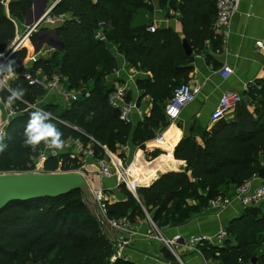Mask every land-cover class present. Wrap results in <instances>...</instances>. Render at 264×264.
<instances>
[{"label": "trees", "instance_id": "trees-1", "mask_svg": "<svg viewBox=\"0 0 264 264\" xmlns=\"http://www.w3.org/2000/svg\"><path fill=\"white\" fill-rule=\"evenodd\" d=\"M3 1L0 0L2 54L16 34ZM156 4L169 15L171 9L178 12L182 35L172 27H158L151 32L146 24L133 25V18L141 10L154 12ZM32 6L33 0H11L9 12L11 16L23 17ZM67 12H72L73 17L54 27L63 50L39 59L34 66L48 75L58 72L65 76L71 88L85 87L68 108L51 102L44 106L59 118L53 122L66 142L78 139L85 147L93 138L96 156H105L100 144L115 149L118 144L132 143L145 149V142L156 138L158 130L169 125L165 105L174 89L189 79L194 70V55L204 52L208 42L215 50L221 47V37L213 27L217 0H60L53 8L57 15ZM102 22L105 39L96 36ZM184 38L193 49L192 54H187ZM35 39L34 36L32 42ZM26 43L27 40L13 54L14 59L21 62L27 58ZM115 46L131 66L148 73L137 79V85L141 99L151 98V112L136 125L123 121L119 110L109 102L113 84L106 77L118 68L112 49ZM17 86L27 89L24 98L27 102L33 103L46 94L42 86L30 85L24 77H18L12 87ZM86 91L89 96H85ZM246 93L249 101L238 105L235 119H224L210 131L204 130L202 142L194 137L180 142L174 155L186 161L185 171H168L178 164L172 157V147L168 157L156 158L155 165L136 159L130 171H138L140 167L150 170L160 164L159 169L147 182L149 185L137 188L139 197L121 183L119 189L124 198L108 202V215L128 216L134 224L147 211L160 228L182 224L206 209L211 198L226 195L228 192L222 187L230 182L241 185L255 177L264 167V77L256 80ZM16 103L25 108L23 102ZM31 112H22L7 126L8 147L0 153V172L34 169V158L44 144L35 150L23 144ZM63 149L48 157L45 162L48 170L68 169L67 163L77 161L70 150ZM160 153V149H155L150 156ZM156 159L150 162L154 164ZM162 172L165 173L157 178ZM226 228L230 238L222 247L209 242L199 246L207 260L217 264H249L256 259L257 264H264V251L257 253L260 246L264 249V204L244 207L240 215L227 222ZM0 264L136 263L117 254L112 235L98 221L78 188L57 197L7 204L0 211Z\"/></svg>", "mask_w": 264, "mask_h": 264}, {"label": "crops", "instance_id": "crops-1", "mask_svg": "<svg viewBox=\"0 0 264 264\" xmlns=\"http://www.w3.org/2000/svg\"><path fill=\"white\" fill-rule=\"evenodd\" d=\"M10 1L6 0V4L3 1V4L6 14L15 24L16 38L18 34L25 32L26 27H31L38 18L42 17L48 8L55 7L58 3L57 1L60 0H33V6L26 14L27 18H25L23 23H21L22 18L18 17L20 22L18 19L16 21L13 16L11 17L9 12ZM34 11L35 15L31 18L30 16ZM63 15L64 19L60 21L61 23L73 17L72 12H67ZM153 15L154 19L151 24L156 22L158 27H172L182 35V24L178 19L177 11L169 15L165 9L159 8L156 4ZM55 26H39L33 31L29 40H27L28 44L26 43L28 48L25 62L30 60V57L38 56V53L45 49H51V53L45 57L38 58H50L55 52L63 50V47L62 49L60 47L61 42L57 36ZM20 29L21 32L19 31ZM42 35H48L50 38L43 39ZM218 35L221 37V47L219 49L215 50L211 42H208L204 52L194 55L192 63L194 70L186 82L191 85L200 84L202 89L196 99L184 107L178 119L168 121L169 125L167 127H162L158 130L157 135L159 133L164 135V142L162 141L164 146L152 143L156 141V138H154L145 142V149L141 148L135 152L134 159L128 169L131 180L137 185H149L147 182L152 180L160 164L150 170L140 167L138 171H130V166L136 159L144 160L148 165L152 166L157 163L159 158L168 157L170 155L168 147H172V157L178 161V164L177 168L168 171H185L186 161L176 158L174 155L175 149L180 142L187 137H194L198 142H202L203 131H210L214 126L210 122V114L218 104L220 96L227 90H234L247 97L246 92L249 88L255 85L256 80L264 77V51L256 46V42L264 36V0H240L238 10L231 17L229 29L225 33L221 32ZM34 36L36 39L32 42L31 40ZM14 39L7 43L3 55H6L10 50ZM29 41L31 42L29 43ZM8 44L12 45L7 47ZM32 45L33 47H31ZM112 49L118 60V68L107 75L108 80L112 82L113 86L115 84L126 85L128 100L136 101L143 114H146L145 117L148 116L151 112V98L146 96L141 99V91L137 85V79L146 77L148 73L131 66L125 54L120 52L116 46ZM15 60L20 62L17 59ZM225 65H230L233 68V73L228 78L223 79L219 72ZM16 80L12 81L11 86ZM237 108L229 113L225 120L235 119L238 113L236 112ZM133 119L134 122L132 123L134 125L138 121H142L140 114L136 111L133 114ZM125 147L131 153V147H134V145L128 143L125 144ZM155 149H160L161 153L156 157L150 156V153ZM127 156H129L128 153ZM154 159L156 161L152 164L150 161ZM165 172L158 174L157 178ZM100 179L101 185L97 186L102 187L106 191L107 189L111 190L107 191L110 198L109 202L113 203L124 198L123 192L119 189L121 183L115 178L100 177ZM251 180L254 181V184H258L263 179L256 175ZM235 185L230 182L222 188L230 192L235 189ZM243 210L244 206L242 203L235 200L220 216L216 215L215 211L206 208L182 224L163 228L157 226L159 230L151 234H148V230L152 226L150 225L151 221L154 220L152 215L147 212L148 214L145 217L139 218L133 224L131 232L122 233L109 230V233L112 235L113 242L117 247V254L136 264H207L210 259L207 260L203 256L197 244L187 245L182 240H178L174 244L168 245L164 238L171 239L177 234H181L185 238L200 233L215 235L221 225L226 226L230 219L240 215ZM220 246L222 247L223 245Z\"/></svg>", "mask_w": 264, "mask_h": 264}, {"label": "built area", "instance_id": "built-area-1", "mask_svg": "<svg viewBox=\"0 0 264 264\" xmlns=\"http://www.w3.org/2000/svg\"><path fill=\"white\" fill-rule=\"evenodd\" d=\"M239 3L240 0H217V14L213 27L218 34H220L221 32L225 33L229 29L231 17L238 10ZM53 7L47 9L41 19L33 23L31 27H26L24 33L18 34L16 36L12 47L6 53V55H4V57L13 59L12 55L18 49L24 46L23 42L25 40H29L33 31L39 26H55L60 21H63L64 15L54 14ZM172 13H174V10L171 9L170 14ZM104 28L105 22L100 23L96 34V36L100 39H105ZM157 28L158 25L155 22L154 24L150 25L149 30L151 32H154ZM256 46L264 51V36L256 42ZM50 53L51 49H45L44 51H40L38 53V56L35 55L33 57H30V60L26 62L16 61V72L17 78L24 77L30 85L42 86L46 91L45 95L51 93L49 97L52 98V96H54V100H56L51 101L48 99L49 97H46L41 100L38 99L33 103L24 101L23 103H25V108L21 109V106L16 102H14L11 106H8L6 104V98L9 93L6 90L0 92V131H2L4 134L10 122L22 112L33 111L36 109H43L45 111H48V109L44 108V105L48 101L56 104L57 100H59L58 102L60 104V107L68 108L71 106L73 101L79 99L80 95L82 94V92L77 91V88H71L67 81V78L59 74L58 72H54L51 75H48L42 68H35V62L40 59L38 57H45ZM219 73L223 79H226L233 73V68L230 65H225L222 67ZM12 81H9L10 86L12 84ZM182 89L184 91H181ZM201 89L202 86L200 84L191 85L187 82H183L179 86H177L173 91L172 97L167 101L165 105V115L167 120L175 121L176 119H178L184 107L196 99L197 95L201 92ZM178 91H181V95L186 96V99L183 102H181L177 96ZM89 95V91H86L85 96ZM127 95L128 90L126 85L123 86L115 84L109 94V102L112 107L119 110L120 118L123 121L128 123L134 122L133 114L135 111L140 114L141 119L143 120L146 114H143L136 101L128 100ZM243 100L244 96L240 92L234 90L225 91L220 96L218 104L210 114V122L212 124H216L226 119L229 113L235 110ZM170 109H176L175 116L170 113ZM53 116L55 119L59 120L56 115L53 114ZM64 123L68 124L67 122ZM73 127L75 129H78L76 126ZM163 139V133H159L156 136L155 140L157 142H162ZM75 140L81 143L80 140ZM95 142L96 141L92 138L91 142L88 143V145L85 147L83 146V143H81V153L84 155V158L86 160L90 159L96 162L95 164L100 177L107 179L115 178L119 183L128 184L131 191L134 188L136 189V185H130L129 183L130 175L128 173V167L124 165L122 160L118 156L111 153L106 145H101L100 143V146H102V148L104 149L105 156H96ZM58 154L59 150L50 149L47 145L44 144L37 158L46 160L48 156H56ZM72 156L75 157L74 154H72ZM35 160L36 159L34 158V161ZM92 193L99 209L102 211V214L105 218V227L107 230L122 233H128L132 231L133 223L128 216L117 218L110 217L108 215L107 204L110 201V198L106 190H104L102 187L94 186L92 189ZM235 200L240 201L244 207L264 204V179L258 184H254L253 180L246 181L241 185L235 186V189L228 192L226 195L220 194L214 198H211L207 208L215 211L216 215L220 216L226 210V208L233 204V201ZM156 228H158L157 224L152 221V226L148 230V234L156 231ZM229 238L230 234L228 233L226 226L221 225L215 235L200 233L185 238L181 234H177L171 239L164 238V240L168 245H172L178 240H182L183 243L187 245L197 244L199 247L201 244L206 242H209L212 245H224L225 241ZM115 258L116 257L114 256L113 259ZM207 264L214 263L209 262Z\"/></svg>", "mask_w": 264, "mask_h": 264}, {"label": "water", "instance_id": "water-1", "mask_svg": "<svg viewBox=\"0 0 264 264\" xmlns=\"http://www.w3.org/2000/svg\"><path fill=\"white\" fill-rule=\"evenodd\" d=\"M183 44L187 54H192L193 49L186 38H184ZM60 47L62 49V42ZM257 176L264 179V167L258 170ZM78 188L82 190L91 211L105 227V218L97 205L89 183L83 177L67 172H50L42 175L35 172L0 174V211L12 201L57 197ZM134 191V195L138 196L135 188ZM252 262L257 264L256 259H253Z\"/></svg>", "mask_w": 264, "mask_h": 264}, {"label": "clouds", "instance_id": "clouds-1", "mask_svg": "<svg viewBox=\"0 0 264 264\" xmlns=\"http://www.w3.org/2000/svg\"><path fill=\"white\" fill-rule=\"evenodd\" d=\"M0 92L7 91L9 95L6 98V104L11 106L16 101L24 102L27 89L22 86L11 87L9 81L17 78V63L15 59L6 58L0 53ZM181 91H184L183 89ZM177 92L181 102L186 96ZM170 113L175 116L176 109H170ZM54 116L50 111L36 109L29 114L28 122L24 128L23 144L35 150L41 143L47 145L50 149L62 150L65 147L66 140L63 138V132L53 122ZM8 147L5 134L0 131V153H3Z\"/></svg>", "mask_w": 264, "mask_h": 264}, {"label": "rangeland", "instance_id": "rangeland-1", "mask_svg": "<svg viewBox=\"0 0 264 264\" xmlns=\"http://www.w3.org/2000/svg\"><path fill=\"white\" fill-rule=\"evenodd\" d=\"M5 3L4 4H6L7 2H6V0L4 1ZM34 2V1H33ZM57 2H60V1H57ZM51 8V7H50ZM49 9V8H48ZM45 14V13H44ZM43 14V15H44ZM35 15V11H34V13H32L31 14V18L33 17ZM12 17V16H11ZM14 17V19L16 20V19H18V17L19 16H17V15H14L13 16ZM16 17V18H15ZM19 18H22L21 19V23H23L24 22V20H25V18H27L26 17V15L25 16H20ZM29 19V18H28ZM41 19V17L40 18H38L36 21H38V20H40ZM154 19V15H153V12H151V11H149V10H141L134 18H133V20H132V23H133V25H138V24H146L148 27H150V25H151V22H152V20ZM17 21V20H16ZM35 21V22H36ZM34 22V23H35ZM20 32H21V29L19 30ZM17 32H18V30H17ZM42 38L44 39H47V38H50V36H48V35H42ZM16 39V38H15ZM15 39H14V41H15ZM26 41V40H25ZM24 41V42H25ZM32 41V40H31ZM31 41H29V43L31 42ZM23 42V43H24ZM27 44H28V41H27ZM12 44H8V46L7 47H10ZM35 45V44H34ZM31 47H33V45L31 46ZM31 49V48H30ZM31 53V52H30ZM107 78V77H106ZM108 79V78H107ZM90 82H92V81H90ZM112 83V82H111ZM84 86H86L85 84H84ZM77 91L78 92H84L85 91V87H81V88H78L77 89ZM50 94L51 93H48L47 95H43V96H40L38 99L39 100H41V99H44V98H48L49 96H50ZM37 99V100H38ZM49 100H51V101H53L54 100V96H52V98L51 97H49L48 98ZM56 100V99H55ZM54 100V101H55ZM59 100H57V103H56V105L57 106H60V104H59V102H58ZM243 101H246V102H248L249 101V97H246L245 95H244V100ZM47 103H50V101H48ZM51 103H53V102H51ZM25 104V103H24ZM49 105V104H48ZM27 106V105H26ZM44 108H45V106H44ZM47 109V108H46ZM238 109L239 108H237V110H236V112H238ZM34 111V110H33ZM64 122H66V121H64ZM81 143L80 142H77L75 139H72V138H70L68 141H67V143H66V145H65V147H64V149H63V151L65 150V151H67V150H70V152L72 153V154H74L75 155V157H73L72 156V154H71V157L72 158H75L77 161H75L74 163H71V164H69V163H67V165H70V167L68 168V169H63V168H58L57 170H55V171H51V170H48L46 167H45V162H46V160L48 159V157H47V159L46 160H43V159H38V158H36L35 157V161H34V167L33 168H35V169H29V170H27V171H25V170H20V169H18V170H10V171H5V172H0V174H19V173H28V172H35V173H37V174H47V173H50V172H67V173H70V174H73V175H76V176H78V177H83L84 179H86V181L89 183V185H90V187H91V191H92V189H93V187L94 186H97V185H101V179H100V175H99V173H98V171H97V167H96V162L95 161H92V160H90V159H88V160H86L85 158H84V155L81 153V145H80ZM107 146V145H106ZM107 148H108V150L111 152V153H113L114 155H116V156H118L121 160H122V162L124 163V165L125 166H129L130 165V163L132 162V160L134 159V155H135V152L137 151V150H140L141 148L140 147H138V146H134V147H131L132 148V150H131V153H130V151H128L127 150V148L125 147V145H121V144H118L117 146H116V148L115 149H111V148H109V146H107ZM114 150V151H113ZM124 153V154H123ZM127 153L129 154V156H127ZM126 154V155H125ZM109 156V155H108ZM110 158V157H109ZM263 164H264V159H263ZM36 165V166H35ZM111 181H113V180H111ZM113 183H114V181H113ZM126 185V187L127 188H129L130 186L128 185V184H125ZM140 186H143V185H136V190H137V188L138 187H140ZM130 189V188H129ZM131 190V189H130ZM133 191L132 192H135L134 191V189H132ZM107 191H111L110 189L108 190L107 189ZM110 193V192H109ZM137 197H139V196H137ZM145 210H146V208H145ZM101 211V210H100ZM102 212V211H101ZM149 213V212H148ZM147 213V211H146V214H148ZM152 222V221H151ZM150 225H152V223H150ZM157 229V231L159 230V228H156ZM262 251H264V249L262 248V246H260L259 247V249H258V254H260ZM210 262H212V263H214V264H217L214 260H212V259H210ZM249 264H253V262H251V263H249Z\"/></svg>", "mask_w": 264, "mask_h": 264}, {"label": "bare ground", "instance_id": "bare-ground-1", "mask_svg": "<svg viewBox=\"0 0 264 264\" xmlns=\"http://www.w3.org/2000/svg\"><path fill=\"white\" fill-rule=\"evenodd\" d=\"M154 142H157V141H154ZM163 142H164V140H163ZM163 142H157V143L164 144ZM128 173H129V169H128ZM129 183H130V185H137L133 180H131V178H130V182Z\"/></svg>", "mask_w": 264, "mask_h": 264}]
</instances>
